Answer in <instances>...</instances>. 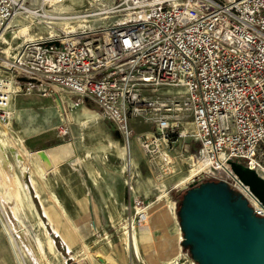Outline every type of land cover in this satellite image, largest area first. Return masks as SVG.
Returning <instances> with one entry per match:
<instances>
[{"label":"built area","instance_id":"built-area-1","mask_svg":"<svg viewBox=\"0 0 264 264\" xmlns=\"http://www.w3.org/2000/svg\"><path fill=\"white\" fill-rule=\"evenodd\" d=\"M84 1L70 11L72 0H0V122L13 119L20 93L8 82L48 83L68 92L74 108L99 106L125 141L137 122L149 123L154 132L140 142L152 154L174 137L198 143L195 161L209 167L199 175L227 182L264 218V203L232 168L264 181V0ZM47 9L58 11L49 19L84 26L24 43L7 58L1 44L10 22ZM222 166L234 177H218ZM144 208L135 202L137 213Z\"/></svg>","mask_w":264,"mask_h":264},{"label":"rangeland","instance_id":"rangeland-1","mask_svg":"<svg viewBox=\"0 0 264 264\" xmlns=\"http://www.w3.org/2000/svg\"><path fill=\"white\" fill-rule=\"evenodd\" d=\"M84 7V0H72L69 10ZM49 21L55 20L33 14L17 17L2 39L6 57L12 59L24 43L44 41L60 30L70 32L83 26L82 22L46 23ZM4 63L10 65L7 60ZM10 84L11 90L20 92L14 105L17 113L10 122H0V140L18 163L17 173L7 172L11 168L6 154L7 167L0 171V213L25 264H197L190 249L183 246L178 213L191 185L214 181L199 175L207 170L204 163L195 161L200 152L198 143L174 137L172 144L152 154L140 142L141 134L154 132L149 123L137 122V135L128 142L93 102H85L91 112L81 121L78 117L83 107L74 108L75 100H70L65 90L48 83ZM23 141L27 146L33 141L38 148L50 151L56 169L49 174L42 171L36 150L28 161L23 160L28 177L23 176L19 159ZM32 168L41 173L40 183L34 187L39 199L29 180ZM12 197L22 206L9 205L19 214L16 217L3 208V202ZM136 201L148 207L146 220L135 210ZM88 208L94 219H85ZM47 210L53 213L52 219ZM82 221L92 225L88 238L74 233ZM7 236L0 224V264H19Z\"/></svg>","mask_w":264,"mask_h":264},{"label":"water","instance_id":"water-1","mask_svg":"<svg viewBox=\"0 0 264 264\" xmlns=\"http://www.w3.org/2000/svg\"><path fill=\"white\" fill-rule=\"evenodd\" d=\"M19 81L36 82L25 77ZM36 156L46 173L54 170L45 149ZM240 166L232 164L235 175L264 203V181ZM178 214L183 246L190 249L197 264H264V218L256 216L244 196L227 182L191 185Z\"/></svg>","mask_w":264,"mask_h":264},{"label":"crops","instance_id":"crops-1","mask_svg":"<svg viewBox=\"0 0 264 264\" xmlns=\"http://www.w3.org/2000/svg\"><path fill=\"white\" fill-rule=\"evenodd\" d=\"M17 98V96L14 98V101H13V112L14 113H17V110L16 109H14V105H15V101L17 100L16 99ZM82 107H83V109L81 110V113L79 114V117L78 118H84V119H86L88 116H89V113L91 112V111H89L88 109H86L85 108V104H83L82 105ZM84 110L85 111H87V114H85V112H84ZM89 112V113H88ZM104 114V113H103ZM108 117V116H107ZM108 119L110 120V118L108 117ZM83 119H81V121H82ZM111 121V120H110ZM121 135V134H120ZM122 137V136H121ZM123 138V137H122ZM1 139V138H0ZM23 143H24V141H23ZM30 143V144H29ZM28 143V145L29 146H27L25 143H24V148H23V150H20V153H21V156L22 157H20L19 159H20V161H22V162H20V168L22 169L21 171H22V173H23V176H27V173H26V165H25V162L24 161H28V157L33 153V151H39V150H42V148H38V146H37V144L35 143V142H29ZM5 146H6V144H4V146H3V142H2V140H0V171L1 172H3V169L5 170V168H4V166H3V161H7V158H6V154L8 155V166H10V168H11V171H8L7 170V172H9V173H12V172H16L17 173V168H16V166H15V164L16 163H18V161H16L15 162V158L11 155V153L8 151V150H6L5 149ZM27 146V147H26ZM3 147V148H2ZM30 151H29V150ZM2 150V151H1ZM46 150V149H45ZM5 151V152H4ZM32 151V152H31ZM47 151V153H48V155L49 156H52V153H49L50 151H48V150H46ZM3 153V154H2ZM125 150H124V155H125ZM25 156L27 157V159H25ZM4 158V159H3ZM50 159L52 160V162H53V164H54V170L56 169V160H55V158L53 157V158H51L50 157ZM24 160V161H23ZM40 162V161H39ZM41 164V163H40ZM127 164H128V161H127ZM134 165V164H133ZM42 166V165H41ZM33 170H32V173H31V177L32 178H29V180H30V184H31V187H32V189L35 191V195H36V190L34 189V187H37L38 186V183H40V179H39V176H41V173H39V172H37L36 171V169L35 168H32ZM53 170V171H54ZM42 171H44L43 170V167H42ZM52 171V172H53ZM52 172H50V173H52ZM49 174V173H48ZM28 177V176H27ZM34 180H36V182H37V184L34 186L33 185V181ZM2 181V186H3V179L1 180ZM19 181H20V179H19ZM32 181V182H31ZM38 191H37V195H36V197H37V199H39V195H38ZM85 195L86 196H88L87 195V193H85ZM12 196H14V195H12ZM56 201L58 202V200H57V198H56ZM46 202H47V199H46ZM16 205V206H21V205H19L17 202H16V200L14 199V197H12V199L9 201H6V202H3V208H5L6 210H9V212H11V214L12 215H14L15 217L16 216H18L19 214H16V213H13L10 209H9V205ZM22 207V206H21ZM52 208V207H51ZM50 208V209H51ZM49 210H47L46 212H47V214L49 213L50 215H49V217H50V219H52L53 218V213H52V215H51V213L50 212H48ZM88 211V214L87 215H85V219H94L95 218V216L94 215H92V212H91V208H88V210H84V212H87ZM64 213V212H63ZM63 215V214H62ZM0 224H1V222H0ZM1 226H2V224H1ZM90 226L92 227V225H90L89 223H87V222H85V221H82V222H80V223H78V225H77V227H75V229H76V231L77 232H74V233H76V234H78L82 239L85 237V238H88L90 235H92V231H93V229H91L90 228ZM3 227V226H2ZM22 227V226H21ZM3 230H4V228H3Z\"/></svg>","mask_w":264,"mask_h":264},{"label":"bare ground","instance_id":"bare-ground-1","mask_svg":"<svg viewBox=\"0 0 264 264\" xmlns=\"http://www.w3.org/2000/svg\"><path fill=\"white\" fill-rule=\"evenodd\" d=\"M55 12H58V11H55V10H47V11H28V12H20L11 22H10V24H9V26H8V28L7 29H9V28H11V24L13 23V21L17 18V17H19V16H21V15H36V16H41V17H44V18H46V19H49V18H47L46 17V15L47 14H53V13H55ZM49 20H53V19H49ZM54 22H56V21H49V22H46V23H53L54 24ZM58 22H67V21H64V20H61V21H58ZM75 22H78V21H75ZM82 24H83V22H82ZM47 26H49L48 28H50V30H53V28H52V26L49 24H46ZM83 26H84V24H83ZM25 32H27L28 30L27 29H25L24 30ZM24 32V33H25ZM5 34H3V36H4ZM8 66H10V65H8ZM7 87H8V89H12V87H11V84H10V82H8L7 83ZM4 126H5V128H10V124H4ZM3 148V147H2ZM2 151V150H1ZM3 154V153H2ZM4 159V158H3ZM3 166L4 167H7V161H3ZM204 167H206V170H207V172H209V167H207V164L206 163H204ZM223 167V170L222 171H218V172H216V174H217V176L218 177H220L221 179H224V180H227V179H230V178H233L234 177V175H233V173H232V171H231V169L229 168V167H227V166H222ZM204 170V169H203ZM9 171V170H8ZM187 186V185H186ZM241 192V191H240ZM147 210H148V207H145L144 209H142V210H140L139 211V215L141 216V218L142 219H145L146 220V212H147ZM0 221H1V224H2V226H3V228H4V231H5V233L8 235L7 237H8V239H9V241H10V244H11V246H12V248H13V252H14V256H15V258H16V260H17V263H19V264H25V262H23L24 261V259H23V256H22V251H21V249H20V247H19V245L17 244V242H16V240H15V238H14V236H13V233H12V230H11V228H10V226L8 225V223L6 222V220H5V218H3L2 217V213H0Z\"/></svg>","mask_w":264,"mask_h":264},{"label":"trees","instance_id":"trees-1","mask_svg":"<svg viewBox=\"0 0 264 264\" xmlns=\"http://www.w3.org/2000/svg\"><path fill=\"white\" fill-rule=\"evenodd\" d=\"M240 167H241V166H240ZM242 168H243V167H242ZM54 240H55V242L57 243L58 248H59V249L62 251V253L66 256V255H67V252L65 251L64 248H62V246H60L58 239L54 237Z\"/></svg>","mask_w":264,"mask_h":264}]
</instances>
